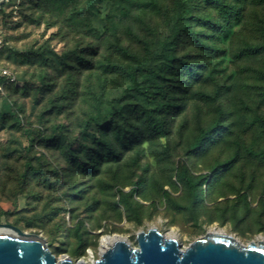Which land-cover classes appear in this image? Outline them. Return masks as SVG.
<instances>
[{"label":"rangeland","instance_id":"374dc122","mask_svg":"<svg viewBox=\"0 0 264 264\" xmlns=\"http://www.w3.org/2000/svg\"><path fill=\"white\" fill-rule=\"evenodd\" d=\"M150 1L128 0L131 11L125 17L112 0H78L76 9L63 12L34 0L0 5V65L14 75L10 83L0 82V223L39 236L55 256L68 255L74 263L97 260L104 236L118 235L136 246L135 233L150 227L165 237L174 235L181 249L212 229L243 245L264 243V156H254L264 151L259 122L264 118V53L238 56L244 45L262 41L264 4L224 0L237 5L239 15L223 25V32L211 33L204 19H197L218 21L217 9L206 0L137 5ZM175 21L182 28L167 49L180 81L172 97L182 106L168 116L170 135L123 152L120 161L103 164L96 175L80 174L68 155L77 151L85 160V149L100 133L97 126L84 125L93 96L100 83L106 100L122 89L121 77L105 67L128 62L123 51L157 53ZM73 53L89 66L74 64ZM188 67L197 76L188 77ZM216 107L226 112L229 131L204 153L187 155L188 143L211 123ZM39 133L57 142L41 141ZM166 146L170 152L163 154ZM235 152L233 166L212 178L211 169ZM28 160L35 173L26 170ZM181 165L210 179L195 208L174 177ZM137 179L134 211L116 207L117 190L128 192ZM77 227L84 248L78 246Z\"/></svg>","mask_w":264,"mask_h":264},{"label":"trees","instance_id":"16d2710c","mask_svg":"<svg viewBox=\"0 0 264 264\" xmlns=\"http://www.w3.org/2000/svg\"><path fill=\"white\" fill-rule=\"evenodd\" d=\"M120 7L122 16H128L131 8L125 6L128 0H112ZM213 4L217 9L218 21H214L210 16L197 17L203 18L204 24L213 32H223V25L230 18H236L239 15V7L230 1L224 0H206ZM36 4L48 5L47 10L63 12L68 7L76 9L78 0H34ZM258 5H263L264 0H254ZM136 4V2H135ZM154 5L152 0L148 3H138L137 5L148 6ZM74 12V11H73ZM73 17V18H72ZM71 22L74 21V15L69 17ZM178 21L173 23L170 36L167 40L157 48V53L152 52L147 56H139L136 54H127L123 51L128 62L110 63L106 68L111 72L117 73L122 79V89L118 95L106 100L104 84H99V91L94 94L92 102V111H90L84 120V125L93 124L100 129L99 135L93 137V146L85 149V160L81 153L75 151L68 155V159L73 168L83 175H96L100 167L107 163H116L122 159L123 152L130 150H138L145 142L157 140L159 138H167L170 135L168 116L173 108L179 109L182 105L175 104L171 90L179 88V79L175 76L174 57L167 49V45L173 43L177 36L179 28ZM186 28V27H185ZM199 34V33H198ZM196 39V38H194ZM196 42L205 50L213 52L211 46ZM264 53V28L262 29V41L258 44H246L238 53V56H257ZM74 64L80 66H89L90 62L84 59L80 54L73 53ZM67 60V59H66ZM66 64L68 62L66 61ZM75 66V65H74ZM9 70L6 66L0 65ZM188 77L197 76L195 69L187 68ZM14 76V75H13ZM1 83H10L7 79H0ZM264 96V91L261 93ZM206 100H214V96L210 94L202 95ZM59 107V106H56ZM52 106V108H56ZM215 115L211 123L199 128L198 132L188 143L186 154L197 155L204 153L207 147L216 142L223 132L229 131L226 124V112L220 107L215 108ZM3 117L4 115L1 114ZM260 125L264 129V118L259 119ZM41 141L47 140L52 144L57 142L52 136L49 138L42 137L38 134ZM28 151V150H27ZM163 154H168L170 149L168 146L162 150ZM138 152L135 162L138 160ZM254 156L263 157L264 151L254 154ZM238 153L235 152L224 163L211 169V177L216 176L220 170H226L233 166L237 161ZM137 164V163H135ZM26 170L35 173L31 160L25 162ZM177 182L184 186L188 196L189 205L195 208L200 200L203 186L210 184V179L204 175H193L189 172L185 165H181L174 174ZM140 181L138 179L133 182V187L124 193L117 190L119 199L115 206L121 205L126 211H134L133 195L136 193ZM240 198L247 205V197L242 194ZM134 201V202H133ZM75 234L79 247H85V240L82 238L79 228H75Z\"/></svg>","mask_w":264,"mask_h":264},{"label":"water","instance_id":"95a60500","mask_svg":"<svg viewBox=\"0 0 264 264\" xmlns=\"http://www.w3.org/2000/svg\"><path fill=\"white\" fill-rule=\"evenodd\" d=\"M5 0H0V5ZM14 236H0V264H86L68 255L55 256L36 235L24 234L10 224ZM103 249L90 264H264V243H239L225 234L207 233L181 249L175 238L163 236L155 227L135 233L136 246L121 236Z\"/></svg>","mask_w":264,"mask_h":264},{"label":"bare ground","instance_id":"6f19581e","mask_svg":"<svg viewBox=\"0 0 264 264\" xmlns=\"http://www.w3.org/2000/svg\"><path fill=\"white\" fill-rule=\"evenodd\" d=\"M212 233L211 234H223L222 231H217L215 229H212L211 231ZM16 233L9 229V228H6V227H2L0 226V236H14ZM171 235V234H170ZM170 238H175L174 235H171ZM115 240V237L114 236H104L102 239H101V243H102V248L105 249L106 247H108L110 245L111 242H113ZM258 241H261V239H259ZM257 241V242H258Z\"/></svg>","mask_w":264,"mask_h":264},{"label":"built area","instance_id":"2783aa9c","mask_svg":"<svg viewBox=\"0 0 264 264\" xmlns=\"http://www.w3.org/2000/svg\"><path fill=\"white\" fill-rule=\"evenodd\" d=\"M0 45H1V41H0ZM0 79H7L9 81H13L14 76L6 68L0 67Z\"/></svg>","mask_w":264,"mask_h":264}]
</instances>
